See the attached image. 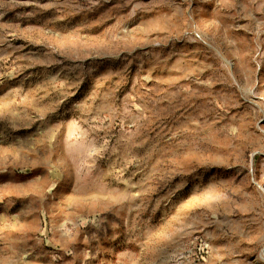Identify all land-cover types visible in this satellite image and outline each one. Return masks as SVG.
Masks as SVG:
<instances>
[{
    "label": "rangeland",
    "instance_id": "rangeland-1",
    "mask_svg": "<svg viewBox=\"0 0 264 264\" xmlns=\"http://www.w3.org/2000/svg\"><path fill=\"white\" fill-rule=\"evenodd\" d=\"M0 264H264V0H0Z\"/></svg>",
    "mask_w": 264,
    "mask_h": 264
}]
</instances>
